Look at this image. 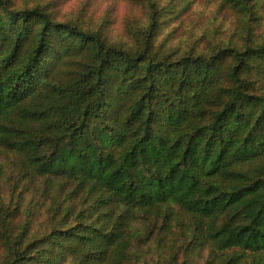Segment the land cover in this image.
Listing matches in <instances>:
<instances>
[{
  "label": "trees",
  "instance_id": "16d2710c",
  "mask_svg": "<svg viewBox=\"0 0 264 264\" xmlns=\"http://www.w3.org/2000/svg\"><path fill=\"white\" fill-rule=\"evenodd\" d=\"M130 1L155 29V0ZM13 6L0 0V150L47 178L53 203L72 189L93 206L30 242L4 230L8 264H124L137 211L184 213L225 264H264V41L177 55L131 27L134 47L109 42L52 1Z\"/></svg>",
  "mask_w": 264,
  "mask_h": 264
},
{
  "label": "rangeland",
  "instance_id": "374dc122",
  "mask_svg": "<svg viewBox=\"0 0 264 264\" xmlns=\"http://www.w3.org/2000/svg\"><path fill=\"white\" fill-rule=\"evenodd\" d=\"M38 1L54 2L59 19L100 29L109 42L131 48L136 42L128 36L129 27L139 33L149 31L155 48L177 55L191 48L206 51L215 44L240 47L264 41V0L256 1L251 15L229 9L224 0H155L157 22L153 30L149 10L130 0H13V7L26 8ZM260 86L263 91L264 83ZM48 182L47 178H32L22 170L14 152L0 150V264L10 260L4 230H14L13 237L30 242L92 221L88 213L92 202L80 205L81 198H75L74 190L69 189L57 194L58 203H53L56 193L49 192ZM75 204H79L78 210L72 213ZM137 212L127 216L133 237L130 257L124 264H225L228 260L227 252H217L197 242L198 232L184 213L167 216V212ZM69 263L70 258L63 262Z\"/></svg>",
  "mask_w": 264,
  "mask_h": 264
}]
</instances>
